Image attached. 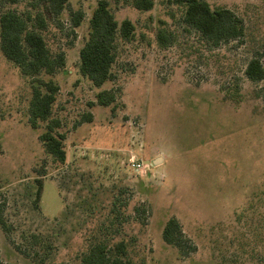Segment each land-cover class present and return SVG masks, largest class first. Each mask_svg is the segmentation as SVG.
Wrapping results in <instances>:
<instances>
[{"label": "rangeland", "instance_id": "rangeland-1", "mask_svg": "<svg viewBox=\"0 0 264 264\" xmlns=\"http://www.w3.org/2000/svg\"><path fill=\"white\" fill-rule=\"evenodd\" d=\"M97 1L71 0L85 13L73 34L67 12L62 29L50 21L44 32L50 50L65 54L63 70L42 77L59 88L53 118L66 136L63 166L53 168L38 141L45 125L27 124L29 81L0 52V204L12 227L8 238L19 244L39 234L51 247L34 249L43 263L26 259L0 228L1 261L82 264L89 232L107 228L117 213L114 227L133 264H264V82L242 77L253 52L264 58V0H206L233 10L246 28L243 46L214 53L196 52L198 37L184 30L180 10L167 0H153L147 12L130 0H107L118 23L132 22L135 37L119 44L116 78L94 88L77 65ZM27 9V0H0V14ZM159 21L174 32L166 49L154 40ZM236 80L235 100L219 91ZM108 89L116 93L113 106L95 105ZM87 113L93 120L81 122ZM131 159L143 165L139 172L129 168ZM44 165L36 209L33 181ZM172 217L195 247L188 257L161 241L160 226Z\"/></svg>", "mask_w": 264, "mask_h": 264}, {"label": "trees", "instance_id": "trees-1", "mask_svg": "<svg viewBox=\"0 0 264 264\" xmlns=\"http://www.w3.org/2000/svg\"><path fill=\"white\" fill-rule=\"evenodd\" d=\"M9 2L18 4L19 0H9ZM70 2L71 0H27L26 11L19 13L16 10H6L0 14V52L6 61L15 66L29 81L31 98L27 106V124L32 130H38L40 124L45 125L38 136V141L46 156L50 158L53 168H59L67 161L64 145L66 136L58 132L60 123L53 118V105L59 88L53 81L44 80L42 77H53L63 70L65 54L61 51L53 53L50 50L44 32L50 21L55 23L58 29H62L63 24L68 21L71 34L74 33V29L80 27L85 13L81 8L73 10ZM167 2L180 10L179 22L184 30L192 31L198 37L196 52L214 53L230 43L241 46L245 43L246 28L243 19L233 10L211 6L206 0H167ZM130 5L140 12L150 11L154 7L153 0H130ZM65 12L68 14L67 21L62 20ZM170 16L174 17L172 14ZM114 17L110 3L107 0H98L88 18V33L79 50L77 71L94 88H100L116 78L113 68L118 58L119 44L129 43L135 37V28L130 20L124 19L118 23ZM174 39V32L165 22L159 21L154 38L157 46L162 49L169 48ZM202 57L203 55L200 56ZM242 77L254 84L264 82L263 53L256 50L245 61ZM239 82L241 80H236L230 85L223 82L219 91L235 100L240 94ZM115 94L110 89L99 91L95 97V105L113 106L116 100ZM262 96L264 98L263 94ZM92 120V116L87 113L81 122L91 123ZM44 167L45 165L33 181L35 193L32 204L36 209L41 198L43 177L46 175ZM4 207L3 203L0 204V228L8 238L12 227L7 224L4 217ZM141 212L143 210L138 206L133 209V213L137 215ZM118 215L115 214L113 222H107V228L103 223L89 232V245L80 258L82 264H133L127 256V242L121 238L120 228L114 227ZM181 227L177 218H168L160 226V237L162 243L175 249L178 255L184 258L190 256L195 247ZM40 237L39 234L22 236L24 243L19 244H14V241L8 239L15 252L26 259L43 263V259L36 260L37 254L34 249L40 247L46 251L51 247L50 243L43 245ZM0 264L13 263L2 262L0 259Z\"/></svg>", "mask_w": 264, "mask_h": 264}, {"label": "built area", "instance_id": "built-area-1", "mask_svg": "<svg viewBox=\"0 0 264 264\" xmlns=\"http://www.w3.org/2000/svg\"><path fill=\"white\" fill-rule=\"evenodd\" d=\"M128 166L135 172H139L140 169L143 168V165L136 159L129 160Z\"/></svg>", "mask_w": 264, "mask_h": 264}, {"label": "water", "instance_id": "water-1", "mask_svg": "<svg viewBox=\"0 0 264 264\" xmlns=\"http://www.w3.org/2000/svg\"><path fill=\"white\" fill-rule=\"evenodd\" d=\"M159 162H160V159H157V160H155V162L153 163V165H155V164H157Z\"/></svg>", "mask_w": 264, "mask_h": 264}]
</instances>
